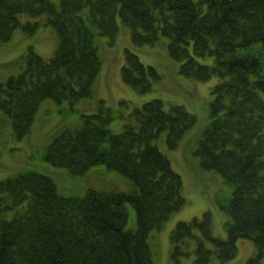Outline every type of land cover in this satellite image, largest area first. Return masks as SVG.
Segmentation results:
<instances>
[{
	"label": "trees",
	"instance_id": "16d2710c",
	"mask_svg": "<svg viewBox=\"0 0 264 264\" xmlns=\"http://www.w3.org/2000/svg\"><path fill=\"white\" fill-rule=\"evenodd\" d=\"M23 12L46 13L57 44L49 58L28 46L0 67V124L8 118L11 134L22 140L33 132L43 101L66 103L64 115L75 113V119L53 126L41 148L43 161L72 175L103 164L125 176L129 189L64 194L38 167L4 177L0 264H155L151 231L185 202L181 177L155 140L165 132L166 146L174 148L196 116L158 97L125 116L96 96L102 67L96 37L113 39L120 25L135 45L164 37L183 76L218 78L194 153L202 167L221 175L228 191L219 202L228 236L212 234L210 210L180 220L169 234V264L191 253L193 264H224L236 256L239 237L257 248L244 264H264V0H0V43L19 27L28 34L40 27L39 21L22 22ZM207 55L212 63L198 61ZM124 58L122 80L140 94L152 91L160 79L156 69L129 48ZM84 99L93 111L75 106ZM117 117L127 121L113 130Z\"/></svg>",
	"mask_w": 264,
	"mask_h": 264
},
{
	"label": "rangeland",
	"instance_id": "374dc122",
	"mask_svg": "<svg viewBox=\"0 0 264 264\" xmlns=\"http://www.w3.org/2000/svg\"><path fill=\"white\" fill-rule=\"evenodd\" d=\"M58 4L59 0H50ZM22 22L39 21L40 27L35 33L28 34L21 27L15 30L12 38L6 43H0V67L4 63L16 60L28 47L32 46L42 57L52 56L57 44L56 36L51 25L45 24L46 13L31 15L23 12L19 14ZM120 25V22L118 20ZM27 24V23H26ZM99 55L102 60L100 75L96 82V96L103 98L108 106L114 110H121L125 116L143 102L151 98H161L166 105L170 103L183 104L186 110L196 116L195 124L188 129L174 148H168L165 142L166 133L162 132L155 140L156 146L165 153L172 168L180 175L182 180L181 194L185 198L183 206L173 212L165 220L162 227L151 231L154 262L155 264H169L170 239L169 234L175 224L188 221L192 218H201L203 212L210 210L212 213V234L216 237L227 238L223 228L226 215L219 206L228 196V191L222 184L221 175L215 171L205 169L200 165L199 157L195 154L197 139L200 131L207 123V106L211 99V87L217 81L213 75L206 81H200L183 76L179 67L180 60L173 59L168 54L167 42L164 37L155 45L133 44L129 31L120 25L117 35L111 39L105 35L96 37ZM131 49L145 65L153 66L160 79L155 82L154 89L146 94L136 92L121 78V67L125 62L124 50ZM198 61L212 63V56H198ZM9 71V70H1ZM16 71V69H12ZM125 99L128 103L121 105ZM89 101L84 99L75 104L87 112L93 111V106H88ZM66 103L43 101L37 111L41 119L36 118L33 132L22 140H16L11 134V125L8 118L4 117L0 124V180L18 172L26 167H38L49 174L64 194H82L88 187L103 190H128V179L105 165L93 166L80 175H72L63 168L50 166L43 161L41 150L44 140L49 135L55 124H61L75 119V113L70 117L64 115ZM1 116V115H0ZM127 120L117 117L111 123L113 130H120ZM129 226L135 224L133 208L129 207ZM199 233V230H197ZM211 245V242H208ZM238 252L236 256L224 264H244L245 260L257 252L254 242L247 237H239L236 241ZM194 253L182 256L179 264H193ZM209 264H221L213 259Z\"/></svg>",
	"mask_w": 264,
	"mask_h": 264
}]
</instances>
